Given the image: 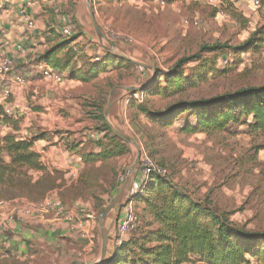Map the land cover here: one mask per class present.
<instances>
[{"label": "rangeland", "instance_id": "374dc122", "mask_svg": "<svg viewBox=\"0 0 264 264\" xmlns=\"http://www.w3.org/2000/svg\"><path fill=\"white\" fill-rule=\"evenodd\" d=\"M38 1H42L45 15L36 14L37 28L28 30L18 22L17 12H14L11 16L16 25L14 33L36 41V32L41 36L50 28L60 27L59 19L62 18L73 28L74 37L81 39L82 47L88 49V54L83 52L78 57L103 59L108 53L126 61H115V66L107 68L100 81L91 84L71 82L61 75L63 85L46 84L42 74L44 68L36 73L31 63L18 66L13 62V69L2 85L10 86L11 79L17 78L40 82L38 87L32 85L27 94L21 97L14 94L12 101H6L13 116L27 121L25 130H36L32 136L42 131L52 132L58 139H64L65 144L68 142L70 149L84 144L83 152L91 154L98 148L90 135H99L97 130L102 129V122L95 119L100 113L106 124L108 121L136 145H129L130 153L126 156L104 163H85L73 180L71 173L67 176L64 171H55L56 176L49 175L36 190L37 196L44 194L38 201L56 194L69 211H79L77 217L84 223L89 217H94L95 222V237H91L85 227L79 231L83 239L94 241L89 260L80 257L73 262L72 258L63 256L53 261L48 259L43 264H101L110 258L118 244V222L128 202L134 203L141 223L130 238L159 228L148 215L146 205L134 201L142 189V180L137 179L142 153L166 167L169 180L193 199H208L214 209L227 213L239 227L264 232L263 133H251L246 124L231 125L228 131L211 135L186 133L181 130L184 115L173 127L163 128L139 115L138 104L131 100L132 95H138L137 101L143 103L144 96L135 92L153 83L158 73L172 70L181 59L200 54L204 60H210L216 55L202 52L203 47L227 48L219 53L214 65L218 74L214 72L196 79L194 70L199 63L192 62L184 68L185 75L194 81L187 86L186 97L214 98L264 85V45L260 50L252 49L251 53L238 54L237 51L258 31L256 39L264 38V0H216L214 3L211 0H56L58 13L52 0ZM161 1H165V6ZM9 7L11 5L0 2V12ZM97 29L104 36L102 41ZM113 35L120 39L130 37L133 43L116 41ZM21 42L24 45L27 41ZM35 88L39 90L34 92ZM32 176L34 181L38 178L34 173ZM121 190L118 204L103 222L107 237L103 254L100 219ZM107 228L113 233L109 238ZM0 264L37 263L0 260Z\"/></svg>", "mask_w": 264, "mask_h": 264}, {"label": "trees", "instance_id": "16d2710c", "mask_svg": "<svg viewBox=\"0 0 264 264\" xmlns=\"http://www.w3.org/2000/svg\"><path fill=\"white\" fill-rule=\"evenodd\" d=\"M258 32L237 48L238 54L262 48L264 38L256 39ZM49 33L53 44L36 58V64L51 66L53 72L64 75L65 79L91 84L107 68L115 66V61H126L121 57L115 59L108 53L103 59L86 55L78 57L71 46L76 37L67 40L57 35L55 28ZM226 48L203 47L202 52L216 55L210 60H204L200 54L183 58L169 72L158 73L153 83L135 93L144 96L143 103L131 99L138 104L137 113L163 128L173 127L184 115L186 118L181 130L186 133L211 135L226 132L231 125L246 124L251 133L264 134V85L214 98L186 97V88L194 81L185 75L184 68L192 62L199 63L194 70L196 79L206 78L214 72L218 74L214 65L219 53ZM95 119L102 122V129H98L97 133L104 134L107 143L95 141L100 151L85 154V163H104L128 155L129 145L112 133L103 114L98 113ZM1 124L15 133L19 130L17 117L6 115L2 107ZM15 133L0 138V201L21 198L38 201L44 194L37 196L36 190L49 179V175L34 181L32 172L45 170L35 145L52 136L42 131L24 140ZM141 187L134 201L146 205V210L150 212L148 215L159 228L116 245L110 258L101 264H264V232L239 227L227 213L214 209L210 200L193 199L168 177L156 175L142 183Z\"/></svg>", "mask_w": 264, "mask_h": 264}, {"label": "crops", "instance_id": "0c3cea01", "mask_svg": "<svg viewBox=\"0 0 264 264\" xmlns=\"http://www.w3.org/2000/svg\"><path fill=\"white\" fill-rule=\"evenodd\" d=\"M0 2L1 4H4L5 2V5L7 6L8 4L11 5L9 9H5L0 12V29L3 33V43L0 45V57L6 56L18 66H26L31 63V68H33L36 73H39L41 68L43 69L46 66L49 67V65L38 66L36 64V58L40 54L48 50L53 44L51 42V38H49V31L51 30V28L46 31L47 33L41 36V33L36 32L35 34H38L36 41L34 38L31 39L26 37L25 39L24 37H22L21 33L18 35L14 33L16 25L12 23L11 17L14 12H17V16L19 17L18 22H21L24 25L21 19V11L24 8L26 13L34 17L36 19L37 25H39V20L36 14L41 13L42 15H45V12L42 10V1L1 0ZM52 3L54 4L53 7L55 9V12L58 13V5L56 3V0H52ZM59 22L61 25L63 23V19H59ZM58 28L59 27L55 28V32L57 35H61L57 30ZM21 41L27 42L23 45ZM76 44L80 49V54H82L83 52H86V54H88V49H84V47H82L81 45V39L73 41L71 46H76ZM28 46L31 47L30 50H26V47ZM103 75L104 73H102L99 79H97L95 82L100 81ZM43 80L46 84L49 85V82H47L44 77ZM3 81L4 78H0V107L2 108L9 105V103H6L3 98V95L6 91L11 90V97L8 100L10 102L14 98V94H19V97H21L22 95L27 94L29 90H31L32 85L38 87L40 84V82H37V80H27V87L22 89L19 88L15 84V81H13L12 79L11 85L7 87L5 85H2ZM70 81L79 82L78 80ZM52 84L55 85L56 83ZM37 90H39V88H35L34 92ZM46 110L50 112V108ZM49 117H52V114H50ZM27 127L28 124L25 119L19 120V130L16 133L10 127L1 124L0 138L4 137L8 133H15L16 135H18V137H22L21 139L31 138V136L36 133V130H25ZM50 135L52 136L51 138L40 141L35 145L36 152H38L42 156V162L45 168L44 171L32 172L38 176L35 181H37L44 175L55 177V171H64L67 176H69V173L79 175L80 171L85 166V161L83 160V156L85 155V153L83 152V148L85 145L80 144L77 148L70 149L68 142L65 144L64 139H58L59 137H57V135L52 132L50 133ZM25 136H27V138ZM52 140H54V143H51ZM99 151L100 149L97 148V152L94 153H98ZM137 179L140 180V176H138ZM13 208L14 206L11 205L5 211L0 210V213H7ZM80 212H82L81 209ZM89 219L90 220H87L85 222L84 227L90 233L91 237H95L94 217H89ZM107 230L109 238L113 233L109 232L110 228H107ZM6 236L10 242L13 257L7 260L0 259L3 262L28 261L29 263H34V261H36L37 264H43V262H47L48 259L53 261L54 259H58L59 257L62 258L63 256L72 258L73 262L78 260L80 257H82L80 259L84 261L89 260L88 258L92 257L90 253L93 252L92 246L94 244V241L90 239H83L81 237L82 235H80L78 231L71 230L70 224H68L67 222L58 221L53 215H48L41 221H35L29 224L21 222L14 223L10 227V230ZM111 239L112 238H110V240ZM110 240L109 244L111 243Z\"/></svg>", "mask_w": 264, "mask_h": 264}, {"label": "built area", "instance_id": "2783aa9c", "mask_svg": "<svg viewBox=\"0 0 264 264\" xmlns=\"http://www.w3.org/2000/svg\"><path fill=\"white\" fill-rule=\"evenodd\" d=\"M213 3L217 2L216 0H211ZM257 6L260 5V2H254ZM161 5L165 6V1H161ZM21 19L28 30H34L37 26L36 19L32 17L30 14L26 13L23 8L21 11ZM63 21L61 27L57 30L62 35L63 38L67 40H71L74 37V33L72 32L73 28H70ZM68 23V22H67ZM0 29V45L3 43V35ZM113 37L117 40L120 38L118 36L113 35ZM120 40L124 41L127 44H132L133 39L130 37H122ZM75 52L80 54V49L76 46L72 47ZM227 59H225V62ZM13 69V61L6 56L0 57V78H5L7 75L11 73ZM43 77L49 83L62 84L64 79L61 75L52 71V69H48L47 66L44 67L42 71ZM15 84L19 88H26L28 82L24 78H17L15 80ZM11 97V90H8L4 93L3 98L5 101H8ZM131 98H135L139 100L138 95H132ZM4 112L6 115L13 116V111L10 105L5 106ZM95 141L104 140V136L102 134H93L90 135ZM162 176L168 177L170 175L169 170L159 164L157 161L151 159L146 153H142L140 157V179L142 183L150 180L154 176ZM77 175L74 173L70 174V179H74ZM11 205L14 208L7 212L0 213V259L7 260L13 257L12 248L9 240L7 239V233L10 230V227L17 222L29 224L35 221H41L45 219L48 215H54L58 221L67 222L70 224V228L72 231H80L81 228H84L85 223L78 216V212L69 211L67 206L59 201L56 194L49 195L43 201L32 202L26 198H21L13 201H0V210L5 211ZM75 221V222H74ZM140 219L138 218L134 203L128 202L124 212L118 222L117 234L118 240L117 245L121 244L125 240L129 239L134 233L137 232L140 227ZM83 235V234H82Z\"/></svg>", "mask_w": 264, "mask_h": 264}, {"label": "water", "instance_id": "95a60500", "mask_svg": "<svg viewBox=\"0 0 264 264\" xmlns=\"http://www.w3.org/2000/svg\"><path fill=\"white\" fill-rule=\"evenodd\" d=\"M97 33H98V37L99 39L102 41L104 39V36L101 34L100 30L97 29ZM111 48L113 50H115V46L112 45ZM140 91V90H139ZM136 93V92H135ZM111 107V103L108 107V109L105 112V116H108L109 110ZM107 125L109 126V128L111 129L112 133L118 138L120 139L122 142H124L127 145H135L134 141L132 139H130L129 137H127L126 135H124L123 133L119 132L118 130H116L108 121H107ZM122 190L119 192V194L117 195V197L112 201L111 205L108 207V209L103 213L101 219H100V229H101V235H102V241H103V246H102V253H106V245H107V237H106V233H105V229L103 226V222L106 219L107 215L114 209V207L118 204L120 196H121ZM77 264H92V263H78ZM74 263V264H76Z\"/></svg>", "mask_w": 264, "mask_h": 264}]
</instances>
